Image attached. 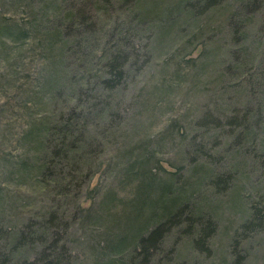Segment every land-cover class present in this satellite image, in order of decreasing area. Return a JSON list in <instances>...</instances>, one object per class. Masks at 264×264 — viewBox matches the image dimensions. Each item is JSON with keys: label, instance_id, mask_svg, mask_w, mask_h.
Listing matches in <instances>:
<instances>
[{"label": "rangeland", "instance_id": "rangeland-1", "mask_svg": "<svg viewBox=\"0 0 264 264\" xmlns=\"http://www.w3.org/2000/svg\"><path fill=\"white\" fill-rule=\"evenodd\" d=\"M0 264H264V0H0Z\"/></svg>", "mask_w": 264, "mask_h": 264}, {"label": "trees", "instance_id": "trees-1", "mask_svg": "<svg viewBox=\"0 0 264 264\" xmlns=\"http://www.w3.org/2000/svg\"><path fill=\"white\" fill-rule=\"evenodd\" d=\"M71 145H73V143H71ZM163 192L164 191L157 192V193H163ZM158 199L161 200V195L158 196L157 198H155V200H158ZM161 201L166 203V202L169 201V199L167 197H165ZM172 202L175 203V204L176 203H179L178 206L172 208L173 209L172 213L168 214L164 220L160 221L159 222L160 224L159 223H156V225L153 226L152 228L146 227L145 228V231H146L145 234L148 233L146 237H141L144 234L143 235H140L138 237L137 242L139 241L138 245H139V249L141 251H148L150 249L151 245H153V244L155 245V242L158 241L159 236L161 235V232L166 227L165 224H167V223H165V222L168 221V224L169 225L172 224V226H176V225H178L180 223L179 221H177L180 218V215H179L178 211H180V208H182V206H184L187 203L184 200H182V201L181 200H179V201H177V200L175 201L174 200ZM182 211H183V209H182ZM254 218H255V215H254ZM254 224H258V220L257 221H254ZM210 225L212 227L207 224L204 227L203 232H201L198 235L199 238L196 240V245L202 246V244H204V241H206V239L208 237L207 235L209 234V231L214 227L213 224H210Z\"/></svg>", "mask_w": 264, "mask_h": 264}]
</instances>
